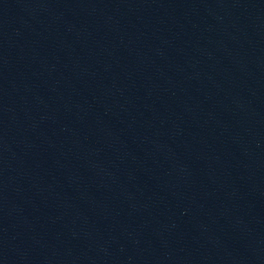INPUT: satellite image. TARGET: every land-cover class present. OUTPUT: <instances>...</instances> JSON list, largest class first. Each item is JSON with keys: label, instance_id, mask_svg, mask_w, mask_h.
Returning <instances> with one entry per match:
<instances>
[{"label": "water", "instance_id": "1", "mask_svg": "<svg viewBox=\"0 0 264 264\" xmlns=\"http://www.w3.org/2000/svg\"><path fill=\"white\" fill-rule=\"evenodd\" d=\"M264 74V0H84Z\"/></svg>", "mask_w": 264, "mask_h": 264}]
</instances>
